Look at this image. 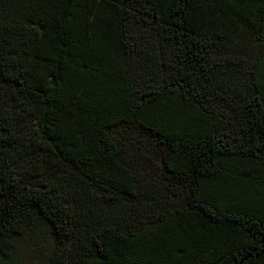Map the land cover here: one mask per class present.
Masks as SVG:
<instances>
[{"label":"trees","instance_id":"16d2710c","mask_svg":"<svg viewBox=\"0 0 264 264\" xmlns=\"http://www.w3.org/2000/svg\"><path fill=\"white\" fill-rule=\"evenodd\" d=\"M45 244L264 264V0H0V264Z\"/></svg>","mask_w":264,"mask_h":264},{"label":"rangeland","instance_id":"374dc122","mask_svg":"<svg viewBox=\"0 0 264 264\" xmlns=\"http://www.w3.org/2000/svg\"><path fill=\"white\" fill-rule=\"evenodd\" d=\"M47 248H48V244H45L43 246H39L38 248H32L33 251H30L27 253V254H29V256L26 257L28 259L27 264L42 263L47 256V250H48ZM34 250H35V252H34ZM36 252L38 253L37 255H36Z\"/></svg>","mask_w":264,"mask_h":264}]
</instances>
